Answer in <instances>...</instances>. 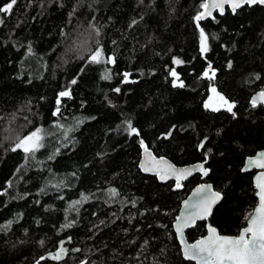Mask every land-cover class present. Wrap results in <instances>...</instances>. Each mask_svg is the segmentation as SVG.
Wrapping results in <instances>:
<instances>
[{
  "label": "trees",
  "instance_id": "1",
  "mask_svg": "<svg viewBox=\"0 0 264 264\" xmlns=\"http://www.w3.org/2000/svg\"><path fill=\"white\" fill-rule=\"evenodd\" d=\"M203 2L17 0L0 13V264H194L174 222L201 182L223 201L189 241L208 223L227 235L246 226L258 198L256 171L243 166L264 149V105L252 104L264 86V6L227 8L198 27ZM97 47L100 63L90 60ZM212 87L231 112L205 108ZM36 129L42 146L13 151ZM141 140L176 165L206 162L209 175L161 183L139 166Z\"/></svg>",
  "mask_w": 264,
  "mask_h": 264
},
{
  "label": "snow or ice",
  "instance_id": "2",
  "mask_svg": "<svg viewBox=\"0 0 264 264\" xmlns=\"http://www.w3.org/2000/svg\"><path fill=\"white\" fill-rule=\"evenodd\" d=\"M17 4V0H10L7 4L0 6V13H11L14 5ZM227 4L231 7L233 13L237 9L242 8L245 5H264V0H204L200 4V8L204 11L199 12L194 20L197 22L199 27V21L204 19L205 16H211V9H219L220 13L224 12V5ZM3 23V20L0 19V24ZM136 21H133L135 24ZM94 27V26H93ZM96 34L99 35V29H95ZM200 43H201V52L208 51V36L205 34V31L201 28L200 30ZM99 45V41H97ZM103 56V51L101 47L91 54L90 60L95 63H100ZM107 62L114 63V58L112 56L107 57ZM173 63L179 65L183 63L179 59H174ZM211 67V66H209ZM231 67V64H229ZM170 74L173 77H178V73L172 69ZM128 73H125V78L128 77ZM205 77L209 79L214 78L215 73H212V76H209L208 72L204 73ZM106 79L110 77H105ZM73 84L76 83L74 79ZM183 87V83L180 84ZM115 91L119 92L120 89L117 88ZM211 92L215 93L223 105H227V110L232 111L234 104L226 100L222 95L217 93L215 87L211 88ZM59 96L65 97L70 96L69 91H63L59 93ZM212 100V97H209V101ZM257 100L264 101V91L260 92L256 97H253L252 104L256 106ZM60 101L57 100L59 105ZM205 108H211L213 111H219L218 107H214L210 102H205ZM59 107L56 110L55 114L59 113ZM128 129L130 134L139 135L138 130L132 126L131 121L127 122ZM41 130L36 129L30 135L22 138L16 144L13 151L17 148L23 149L25 153H31L35 148L42 146L40 141L42 139L40 135ZM171 135V133H168ZM140 143L143 145V141ZM203 147V144H201ZM145 152H148L147 147L145 146ZM145 168L146 171H157V174L161 179H166L169 176H175L176 178V188L182 187L180 181L187 178L191 175L193 170H200L203 175H208V169L203 167V164L194 166L193 168H181L177 169L174 165L167 163L161 158L160 161H157L155 157L151 156V153H148V161L145 164L141 165ZM248 166H254L261 169H264V152L258 154L256 158H249ZM256 188L258 189L256 195L258 197V206L250 213H248L244 219L246 221V226L242 227L239 231V234L236 236H228L220 234L217 229L211 225H208V234L201 239L195 241V243H188L184 238V229L190 226H193L197 220H205L209 215H211L212 206L216 204L220 198L221 194L219 192H213L211 190V185H201L193 193V197L196 199L190 198L191 203L185 201V211L181 213L180 216L176 217V233L180 240V243L183 245L182 254L184 258L188 261H195V264H264V172H261L257 178ZM43 191V189L41 190ZM113 196L117 195L114 189L110 190ZM82 195V200L87 201L88 196ZM82 201L78 200L74 202L75 204H80ZM73 205V206H74ZM11 221L8 222V225H11ZM74 222H69L63 225L64 228L72 227ZM103 223V222H101ZM70 239V238H69ZM43 243V242H41ZM63 242H61L60 251L52 255V259L60 260L62 258L61 254L67 252V249L63 248ZM73 251H80L79 249H74ZM41 259H44L41 257ZM39 264V261H37ZM82 264H87V261L82 262Z\"/></svg>",
  "mask_w": 264,
  "mask_h": 264
},
{
  "label": "water",
  "instance_id": "3",
  "mask_svg": "<svg viewBox=\"0 0 264 264\" xmlns=\"http://www.w3.org/2000/svg\"><path fill=\"white\" fill-rule=\"evenodd\" d=\"M251 6H253V5H251ZM263 6H264V5H263ZM227 8L231 10V7H230L229 5H227V4H225V5H224V12H223V13H225V11L227 10ZM237 10H238V9H237ZM237 10H236V12H237ZM202 11H204V10H202ZM231 11H232V10H231ZM211 12H212V15H211V16H207V15H206L205 18L202 19V20H200V21H204V20H206V19H208V18H212V17L215 15L216 12H219V13H220V10H219V9H211ZM236 12H235V13H236ZM262 91H264V86H263V88H262L261 90H259L258 92H256V93L253 95V97H256V96H257L260 92H262ZM253 97H252V99H253ZM257 104H262V105H264V101L257 100ZM145 146H146L147 149H148V152H147V153L145 152ZM261 152H264V149H261V150L257 151L254 155L248 156V157L246 158L245 163H244V166H243V171H244V172L254 171V170L256 171V173H255V175H254V178H253V181H254V187H255V189H256V193H257V191H258V189L256 188V183H257L256 178H257V176H258L261 172H264V169H261V168H258V167H254V166H248V160H249V158H256V157L258 156V154L261 153ZM148 153H151V156L155 157L157 161H160L161 158H163L164 161H166L167 163H170V164L174 165L177 169H181V168H190V169H191V168H193L194 166H198V165H201V164H203V167H204L205 169H208V168L206 167V162H204V161L196 162V163H192V164H188V165H176V164H175L172 160H170L169 158H167V157H165V156H158V155H156V154L154 153V151H153L148 145H143V147H142V155H141V159H140V162H139V166H140V168H141V170H142L143 173H145V174H152V175H155L161 183H169V182H171V181H174V182L176 183V178H175V176H169V177L166 178V179H161L160 176L157 174V171H155V170H153V171H146L145 168L142 167L141 165H142V164H145V162L148 161ZM196 174H201L202 176L207 177V176L209 175V169H208V175H206V176L203 175V173H202L200 170H198V169L193 170L192 173H191V175L187 176V178L182 179V180L180 181L181 185H182L184 182H186V181H188L189 179H191V178H192L193 176H195ZM201 185H211V190H212L213 192H219V191H217V190L215 189L213 183H211V182H201V183L197 184V185L191 190V192L188 194V196L182 201V203H181V207H180V210H179V213H178V216H180L181 213L185 211V201H188L189 203H191L192 200H190V198H192L193 200L196 199L195 197H193V193H194L195 190H196L199 186H201ZM219 193H220V192H219ZM220 194H221V198H220V200H219L216 204H214V205L212 206L211 215H209L205 220H197L193 226H190V227H187V228L184 229V238H185V240H186L189 244H190V243H195L196 240L201 239L202 237H204V236H206V235L208 234V227H207V233H206L204 236H202V237H200V238H198V239H196V240H194V241H189L186 232H187L188 229L195 227V225H196L199 221H208V220L211 219V217H212V215H213V213H214V210H215L216 206H217L218 204H220V203L223 201V195H222V193H220ZM257 198H258V197H257ZM257 206H258V202H257L256 207H257ZM256 207H255V208H256ZM178 216H177V217H178ZM175 225H176V220H175V222H174V230H175V232H176V227H175ZM208 225H211V226L215 227V228L217 229V231L220 233L219 229H218L216 226H214V225H212V224H210V223H208L207 226H208ZM176 234H177V233H176ZM220 234H222V233H220ZM222 235H227V234H222ZM228 236H236V235H228ZM177 237H178V236H177ZM178 241H179V243H180L179 238H178ZM180 246H181V250H182L183 245H182L181 243H180ZM192 262H194V264H195V261H192Z\"/></svg>",
  "mask_w": 264,
  "mask_h": 264
},
{
  "label": "rangeland",
  "instance_id": "4",
  "mask_svg": "<svg viewBox=\"0 0 264 264\" xmlns=\"http://www.w3.org/2000/svg\"><path fill=\"white\" fill-rule=\"evenodd\" d=\"M175 80L177 81L178 79L175 77ZM217 93H219L218 91H217ZM212 97H214L215 96V99H216V101H214L213 102V99L211 100V101H209L214 107H218L219 108V106H223V104H222V102L219 100V97L215 94V93H212ZM221 95V94H220Z\"/></svg>",
  "mask_w": 264,
  "mask_h": 264
}]
</instances>
